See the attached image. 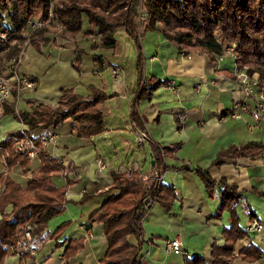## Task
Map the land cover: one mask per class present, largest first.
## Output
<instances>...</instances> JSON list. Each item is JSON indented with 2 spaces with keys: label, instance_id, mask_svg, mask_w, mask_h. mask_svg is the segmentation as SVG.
<instances>
[{
  "label": "crops",
  "instance_id": "0c3cea01",
  "mask_svg": "<svg viewBox=\"0 0 264 264\" xmlns=\"http://www.w3.org/2000/svg\"><path fill=\"white\" fill-rule=\"evenodd\" d=\"M47 36L49 40L41 46V50L26 42L19 52L17 70L24 76L32 77L36 87L33 90H23L20 94L16 87L13 88L10 104H14L16 112L31 110L32 101L56 105L63 89L74 88L87 94L88 86L92 84L111 95L98 105L105 114L103 133L92 138L77 137L71 120L48 131L58 136L56 143L47 145L49 154L72 163L79 170V177L76 179L54 177L67 190V205L71 204L70 201L73 204L79 203L84 192H88L97 201L93 202L94 208L99 207L104 200L102 195L107 196V188L110 187L106 185L113 181L112 171L132 169L144 176L148 175L155 165V152L165 149L167 154L163 155L166 165L163 184L173 186L177 197L170 209L153 203L143 219L142 238L130 236L134 243L140 241L142 244L139 254L141 264H187L186 260L194 257L203 258L205 264H213V244L224 246V230L234 227L230 211L217 216L223 199L220 180L235 184L237 190L241 191L242 197L236 203L238 226L246 231L253 219L264 224V198L257 194V191L264 192V152L248 157L220 156L231 147L238 148L253 142L260 143L264 150V121H255L250 113H245L241 119L225 116L232 107L236 87L235 72L238 67L232 53L227 52L212 60L201 51L183 52L161 32L146 30L140 37L144 54V78L167 82L151 95L137 98L140 91L137 89V75L135 81L124 80V83L118 84L121 92L117 88L107 90L102 71L111 65V61H107L108 57L102 50L91 48L92 40L82 35L76 40H60L51 32ZM82 41L84 48L80 45ZM75 48H79L78 51L85 50L93 58L100 55L107 66L99 73L96 65L84 68L80 53L82 64L81 72H78L72 64L78 57ZM2 58V73L8 78L14 64L8 57ZM112 65L120 68L119 65ZM11 84L14 85L13 82ZM133 105L142 125L131 118ZM181 114L186 115L184 123L180 121ZM23 128L28 127L15 114L0 117V142L9 133ZM143 129L147 130L149 139L140 145L138 135ZM33 133L40 136L44 132L36 130ZM109 133L120 136L116 145L121 148L133 145L127 133L134 136L138 149L128 148V160L123 163L119 159L110 169L106 165L101 177L97 160L106 161L98 152L95 139ZM197 168L207 169L217 182L212 195L199 177ZM16 171L17 176L24 181L14 176ZM11 176L22 184L26 181L24 175L20 174V169L18 171L15 167ZM70 180L74 182L69 183ZM11 209L10 205L6 210ZM90 211H86L87 219L71 220V226L60 238L65 241L63 246H55V240L50 238L52 232L47 229L44 239L34 243L35 255L23 259L21 254L11 255L4 264H64V251L69 241L81 237L85 239V248L68 264H98L106 252L107 243L102 224L90 220L93 213ZM177 237L181 239L187 255L175 254L169 250L168 242ZM46 239L47 242H53V247L37 260V246L45 245ZM249 245L263 254L260 259L251 261L241 254ZM252 253L253 256L256 255V252ZM234 254L231 264H264V228L259 232H247L235 244Z\"/></svg>",
  "mask_w": 264,
  "mask_h": 264
},
{
  "label": "trees",
  "instance_id": "16d2710c",
  "mask_svg": "<svg viewBox=\"0 0 264 264\" xmlns=\"http://www.w3.org/2000/svg\"><path fill=\"white\" fill-rule=\"evenodd\" d=\"M142 9L145 11L142 12ZM144 15L142 16V13ZM50 0H0V19L5 14L13 27L5 30L9 33V52L5 54L16 63L19 52L30 42L38 50L49 40L47 33L55 34L66 40H76L79 35L92 40L93 50L118 46L117 32L124 29L135 42L138 52L137 98L151 95L164 85L166 80L144 78V54L140 37L146 30H157L174 43L183 52L201 51L212 60L224 56L229 47L238 68H247L250 75H259L260 85L264 87V0H57L54 5L52 23L42 29L32 30L31 20L48 18ZM141 16L142 22H138ZM86 21L87 26L84 27ZM58 25H61L60 29ZM1 28V24H0ZM29 40V41H28ZM3 56V57H4ZM1 57V64L3 66ZM95 60L102 62L100 55ZM80 54L72 62L73 67L81 72ZM98 71V70H96ZM13 95V94H12ZM104 89L95 85L88 86V93L82 94L74 88L63 89L56 105L32 101L29 111L16 112L11 98L2 106L0 117L15 114L19 121L28 127L27 132L39 146V155L31 160L17 149L16 138L21 131L9 133L0 142V160L5 159L8 170L0 175V264L18 254L17 248L25 243V227H33V244L42 241L48 229L49 221L66 210L67 190L54 179L62 176L65 163L49 154L43 144L52 128L67 120L74 122V134L81 138H92L105 131V114L99 104L107 100ZM131 118L142 125L139 113L133 105ZM46 133L35 136L34 131ZM165 149L155 152L154 169L165 170L163 155ZM264 152L260 143H248L241 147H231L220 156L248 157ZM35 164V166H34ZM21 168L26 181L18 182L11 176L14 167ZM199 177L213 194L217 183L207 169H196ZM140 172L132 170L112 171V183L107 184L108 192L101 205L90 215V220L101 223L106 238L107 248L98 264H141L139 254L140 241L134 243L130 236L137 239L144 235L143 219L153 203H159L170 209L177 197L173 186L159 184L150 177L148 182L139 179ZM68 178V177H67ZM71 178V177H70ZM74 181L70 180L69 183ZM223 199L217 216L230 211L234 221L232 229H225L224 246L213 244V264H231L235 258V244L246 235L238 226L239 215L236 203L242 197L235 184L220 180ZM84 192L79 203H83L91 194ZM264 198V192L257 191ZM11 211H7L8 206ZM72 221L62 223L50 238L55 240L57 248L65 244L60 240ZM85 248V239H72L65 248V262L68 264L77 253ZM248 260H258L262 253L253 245L241 251ZM256 252V255H252ZM23 258L29 257L28 251H21ZM187 264H205L201 257L186 260Z\"/></svg>",
  "mask_w": 264,
  "mask_h": 264
},
{
  "label": "built area",
  "instance_id": "2783aa9c",
  "mask_svg": "<svg viewBox=\"0 0 264 264\" xmlns=\"http://www.w3.org/2000/svg\"><path fill=\"white\" fill-rule=\"evenodd\" d=\"M57 0H50V13L49 17L41 18L36 20H31L29 22L32 30L42 29L51 24L52 18L54 15V5ZM29 41V40H28ZM9 33L0 28V109L2 106L11 98L13 94V88L16 87L18 94L23 90H33L36 87V82L32 77L24 76L19 73L17 70L16 63L13 62L11 76L6 78L2 73V64L1 57L9 52ZM228 53L233 54V48L229 47L227 49ZM107 66V62L103 61L101 67L99 68L98 73L103 67ZM112 75L115 79H119L120 73L117 68H113ZM236 87L233 91V104L231 109L225 115L226 117H232L235 119H241L245 113H250L251 116L257 122L264 121V87L260 85L259 75L254 73L250 75L247 71V68H237L236 72ZM14 83V85L11 84ZM224 116V117H225ZM186 118L185 114H181L180 121L184 123ZM28 128H23L21 130V135L16 138L17 140V149L20 153L24 154L31 160H35L39 155V146L36 141L29 135L27 132ZM149 139V135L146 129L140 130L138 135V142L140 145L144 144L146 140ZM58 136L56 134H50L46 139H44L43 144L47 146L49 143H56ZM162 155L164 152L162 151ZM2 161V172L8 170V165L5 159ZM63 161V160H62ZM65 167L62 170V175L64 178H78L79 170L77 167L72 165L69 162H65ZM98 171L101 177L104 175L106 170V164L102 159L97 160ZM132 175V170L123 169ZM122 171V169H121ZM139 179L143 182H148L150 177L157 179L159 184H162L164 181V172L162 170L152 168L148 175H139ZM111 184V183H110ZM264 228V224L258 219H253L249 225L246 227L248 233L259 232ZM33 227L31 224H26L25 227V243L18 245L17 252L18 254L21 251H28L31 255H35L36 248L33 244L32 236ZM168 248L171 252L175 254L187 255L188 252L183 246V243L179 237L172 239L168 242Z\"/></svg>",
  "mask_w": 264,
  "mask_h": 264
},
{
  "label": "rangeland",
  "instance_id": "374dc122",
  "mask_svg": "<svg viewBox=\"0 0 264 264\" xmlns=\"http://www.w3.org/2000/svg\"><path fill=\"white\" fill-rule=\"evenodd\" d=\"M145 10L142 9V12H144ZM141 12V13H142ZM144 15V13H142V16ZM138 22L141 23L142 22V18L141 16L138 18ZM52 23V22H51ZM0 24H1V29L3 30H9L11 27H13L9 21V16L5 14L4 18L0 19ZM49 26V25H48ZM46 26V27H48ZM87 23L86 21L84 22V27L86 28ZM44 27V28H46ZM58 27L61 29L62 26L58 25ZM55 31V35H56ZM58 36V35H56ZM117 39H118V46L115 50H111V49H107V48H101L100 50H102V52L107 55L108 60L107 61H111V65H108L103 71H102V75H103V80L105 82V86H107V90L108 89H118L119 92H121V87L118 85L121 82L124 83V80H128V81H135L136 75L138 76V52H137V48L135 45V42L129 37V35L127 34L126 31L123 30H119L117 32L116 35ZM63 40H65L62 37H58ZM91 41V40H90ZM30 43V42H27ZM81 47L84 48V41H82L80 43ZM75 53L77 55H79L81 53V56L83 58V65L84 68L85 67H91L96 65L97 68H100V62L98 60H95L92 57V54H89L87 52H85V50L82 51H78L79 48H75ZM91 49V48H90ZM112 64H116L119 65V67H116L119 70L120 76L119 79H115L114 76L112 75V70L114 68V66ZM112 94V93H111ZM118 102V101H117ZM122 104L124 103V101H121ZM128 139L131 141V143L133 142V145L128 146L126 145V147L121 148L120 146L116 145L119 141H120V136L114 133H109L106 134L105 136H102L100 139H95V143L97 144V150L100 153V155L105 159V163H107L106 165H108V168H112L114 164H117L120 161H123V163H125L128 159L127 157L129 156V151L128 148L131 150H136L137 145H136V140L134 138V136H130L127 133ZM117 146H118V150H117ZM72 164V163H71ZM73 165V164H72ZM75 166V165H74ZM2 161L0 160V171H2ZM16 170L19 171L18 167H15ZM115 169V168H114ZM128 170H132V169H128ZM15 171V170H14ZM121 171V169H120ZM122 171H125L122 169ZM22 173V171L20 170V174ZM18 172H14V176L17 177L18 179H20L21 181H24L23 178L17 176ZM23 175V174H22ZM103 199L106 198V195H102ZM88 201H84L83 203H74L70 201V205L66 206V210L63 214L56 216L54 218H52L49 221L48 224V229L51 230V232H53L55 229H57V227H59L62 223L66 222V221H71V220H83V219H87L86 216V211L89 212L90 209L92 208L91 212H94V210L98 207L96 206L94 208L93 206V202L95 201V198L93 196L89 197L87 199ZM97 202V201H95ZM68 203V202H67ZM81 204H84L83 207H81ZM99 205V204H98ZM101 205V204H100ZM71 206V207H70ZM75 218V219H74ZM67 231H65L63 234H65ZM36 246V245H35ZM53 247V242H47L46 239V243L45 245H41L39 244L37 246L38 249V255H37V260L43 256L44 253H49L50 249H52Z\"/></svg>",
  "mask_w": 264,
  "mask_h": 264
}]
</instances>
